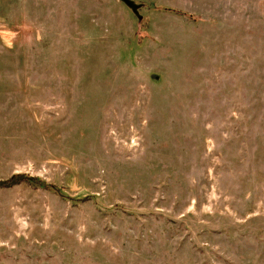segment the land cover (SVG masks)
Wrapping results in <instances>:
<instances>
[{
	"label": "rangeland",
	"instance_id": "obj_1",
	"mask_svg": "<svg viewBox=\"0 0 264 264\" xmlns=\"http://www.w3.org/2000/svg\"><path fill=\"white\" fill-rule=\"evenodd\" d=\"M133 1L0 0V264H264V0Z\"/></svg>",
	"mask_w": 264,
	"mask_h": 264
},
{
	"label": "trees",
	"instance_id": "obj_2",
	"mask_svg": "<svg viewBox=\"0 0 264 264\" xmlns=\"http://www.w3.org/2000/svg\"><path fill=\"white\" fill-rule=\"evenodd\" d=\"M171 12L177 13V11ZM20 184H28L35 187H43L45 186V183H43L41 180L25 175H14L11 179L0 182V188H11L16 185Z\"/></svg>",
	"mask_w": 264,
	"mask_h": 264
},
{
	"label": "water",
	"instance_id": "obj_3",
	"mask_svg": "<svg viewBox=\"0 0 264 264\" xmlns=\"http://www.w3.org/2000/svg\"><path fill=\"white\" fill-rule=\"evenodd\" d=\"M127 7H129L137 17H141L139 9L141 5L135 3L133 0H121Z\"/></svg>",
	"mask_w": 264,
	"mask_h": 264
}]
</instances>
